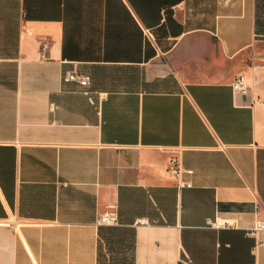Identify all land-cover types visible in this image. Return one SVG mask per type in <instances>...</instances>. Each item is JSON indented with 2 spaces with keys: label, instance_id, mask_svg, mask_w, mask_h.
Wrapping results in <instances>:
<instances>
[{
  "label": "crops",
  "instance_id": "crops-1",
  "mask_svg": "<svg viewBox=\"0 0 264 264\" xmlns=\"http://www.w3.org/2000/svg\"><path fill=\"white\" fill-rule=\"evenodd\" d=\"M111 206L132 264H264V0H0V264H101Z\"/></svg>",
  "mask_w": 264,
  "mask_h": 264
},
{
  "label": "built area",
  "instance_id": "built-area-1",
  "mask_svg": "<svg viewBox=\"0 0 264 264\" xmlns=\"http://www.w3.org/2000/svg\"><path fill=\"white\" fill-rule=\"evenodd\" d=\"M45 49L47 48V44H44ZM66 81H76L81 85H89L91 83L90 75H85L79 73L77 70H72L65 76ZM233 86L236 90H247L249 85L247 81L243 77H239L234 83ZM194 171L192 169H186L183 167L181 160L177 156L170 157L168 164H167V174L170 177L175 178L178 181V186L180 187H191L192 182L190 180H185V174H192ZM99 223L101 225L106 226H115L118 224V212L115 206L109 207L105 210L99 219ZM140 224L146 225L151 224V221L148 219H141ZM211 225L216 228H231L236 227L237 223L235 219L227 218V217H217L214 221L211 222ZM264 230V219L259 220L256 227L254 228L255 231ZM260 244H264L261 242Z\"/></svg>",
  "mask_w": 264,
  "mask_h": 264
},
{
  "label": "trees",
  "instance_id": "trees-1",
  "mask_svg": "<svg viewBox=\"0 0 264 264\" xmlns=\"http://www.w3.org/2000/svg\"><path fill=\"white\" fill-rule=\"evenodd\" d=\"M132 233L131 231L122 230L116 227H108L103 226L100 228V236L103 240V242H107V245L111 252H113V247H115L116 244H118L119 247L125 248L126 245V237H131ZM130 242H129V248H130ZM104 258V251L103 248L101 250L100 247V262L103 263Z\"/></svg>",
  "mask_w": 264,
  "mask_h": 264
},
{
  "label": "rangeland",
  "instance_id": "rangeland-1",
  "mask_svg": "<svg viewBox=\"0 0 264 264\" xmlns=\"http://www.w3.org/2000/svg\"><path fill=\"white\" fill-rule=\"evenodd\" d=\"M125 248L121 249V247L116 244L115 247H113V252H111L109 247L104 246V258L102 264H132L130 258V251L129 255H126V251H123Z\"/></svg>",
  "mask_w": 264,
  "mask_h": 264
}]
</instances>
